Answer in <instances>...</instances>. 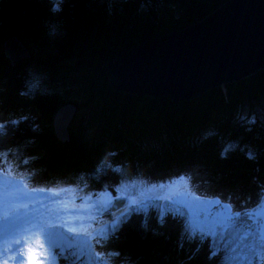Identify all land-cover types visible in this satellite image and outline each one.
Segmentation results:
<instances>
[{"label": "trees", "instance_id": "obj_1", "mask_svg": "<svg viewBox=\"0 0 264 264\" xmlns=\"http://www.w3.org/2000/svg\"><path fill=\"white\" fill-rule=\"evenodd\" d=\"M226 1L57 0L55 9H43L40 0H0V116L7 123L0 130V153L22 152L27 161L21 166L39 182H65L67 175L92 172L107 160V173L121 169L118 179L195 167L212 188L240 200L253 197L264 183V122L256 113L264 111V68L181 101L116 90L107 76L112 55L197 22ZM50 23L56 37L49 36ZM10 36L29 54L14 65L3 50ZM32 77L41 78L43 92H24ZM68 103L77 105L73 117L86 115L78 133L72 126L63 142L55 136L53 116ZM245 110L254 121L241 118ZM158 215L159 223L146 214V226L133 217L123 224L121 241L112 247L115 259L210 264L205 243L193 253L175 235L164 240L172 222ZM147 224L156 236L148 234L145 244L136 235Z\"/></svg>", "mask_w": 264, "mask_h": 264}, {"label": "rangeland", "instance_id": "obj_2", "mask_svg": "<svg viewBox=\"0 0 264 264\" xmlns=\"http://www.w3.org/2000/svg\"><path fill=\"white\" fill-rule=\"evenodd\" d=\"M40 1L43 9L46 8L45 5L49 9L54 8L57 2L50 0L48 4V0ZM48 27L51 29L49 36L56 37L54 25L50 23ZM38 38L43 39L39 36ZM32 44L34 45L33 42ZM11 45H15V42L9 44ZM30 73L31 71H28L27 75ZM27 84L24 90L27 94L45 90L41 78L36 81L32 77ZM256 113L260 122H264V111L258 110ZM75 115L68 125L70 130L74 126L75 132L78 133L77 126L85 122L83 118L86 114L79 111ZM254 117L255 114L246 110L241 116L249 122L254 121ZM6 124V120L0 116V130L4 129ZM9 152L12 157L9 156ZM26 161L27 158L18 150L0 153V169H3L0 185L3 186L5 198L4 211H8L10 205L19 207L21 204H27V208H19L21 216L64 219L85 233L78 235L61 230L58 239L65 246L71 244L72 248L65 247L64 256L60 258L59 264H134V261L125 255L115 259L118 254L112 247L119 245L121 228L126 221L133 217L135 222H143L146 214L151 218V222L161 221L162 217L158 214L170 217L171 227L169 226L164 235V240L167 237L170 241L172 239L170 237L175 235L179 242L187 243L188 251L191 250L193 253L205 243V249H209L206 261L210 264H257L256 257L251 253L242 258L235 248L246 233L245 225L251 223L253 226L264 227V183L259 185L260 189L253 197L240 200L234 198L233 194L229 195L221 189L212 188L195 167H190L185 172L174 170L171 174L137 178L123 176L118 179L115 174H119L121 169L112 167V172L107 173L105 167L108 164L107 160L98 163L92 172L67 175V180H63L65 182H39L36 176H33V171L21 166ZM103 173L105 178L97 180L96 178ZM25 184L27 187H24ZM40 188L54 190L67 188L68 192L60 191L56 194L55 191H39ZM16 189L29 193L28 198L15 199ZM77 198L84 211L80 219H72L64 208V202ZM238 212L241 213L240 216H237ZM137 216L139 219H136ZM150 224H147L144 232L154 235L156 231ZM142 225L146 226L145 221ZM150 229L154 233L151 234ZM222 237L224 243H221ZM37 238L42 239L52 252L59 254L60 250L52 248V241L38 230L28 233L25 241L32 243ZM256 240L257 253L264 259V244L259 242V237ZM100 241H103V244L99 243ZM222 249L223 251L227 249L226 254L221 251ZM158 256L166 261L164 252ZM178 258L176 256V259ZM47 259L50 258L34 254L31 264H39L40 260Z\"/></svg>", "mask_w": 264, "mask_h": 264}, {"label": "water", "instance_id": "obj_3", "mask_svg": "<svg viewBox=\"0 0 264 264\" xmlns=\"http://www.w3.org/2000/svg\"><path fill=\"white\" fill-rule=\"evenodd\" d=\"M3 50L12 65L29 56L16 36L5 40ZM261 68L264 0H228L197 22L112 55L107 76L116 90L181 101ZM76 108L65 104L53 117L55 134L63 142L69 140L67 125ZM148 234L143 230L136 238L148 244Z\"/></svg>", "mask_w": 264, "mask_h": 264}, {"label": "snow or ice", "instance_id": "obj_4", "mask_svg": "<svg viewBox=\"0 0 264 264\" xmlns=\"http://www.w3.org/2000/svg\"><path fill=\"white\" fill-rule=\"evenodd\" d=\"M3 175V169H0V176ZM27 187V184L24 185ZM36 191V189H33ZM39 191H55L59 194L60 191L68 192L67 188L54 190L40 188ZM29 193L23 192L20 189L15 190V199H26ZM5 198L3 186L0 185V264H31L34 254L38 257H48L50 259L40 260L39 264H59L60 258L64 256L65 247L72 248L71 244L65 246L60 242L58 237L61 235V230H66L69 233L84 235L77 227L71 226L66 220L58 219L51 220L44 217H28L21 216L19 208H27V204H21L19 207L9 206L8 211H4ZM64 208L72 219H80L84 209L81 207L77 199H69L64 202ZM241 213H237L240 216ZM246 233L244 237L236 245L235 250L242 258L251 253L256 257L257 264H264V259L257 253V240L264 244V227L260 225L253 226L251 223L245 225ZM38 230L44 233L48 239L52 241V248L59 249V254L52 252L44 241L37 238L34 242L28 243L25 237L28 233ZM251 239V242L249 240ZM225 240L222 237L221 243ZM99 243L103 244V241ZM43 249V251H42ZM100 255V253H97Z\"/></svg>", "mask_w": 264, "mask_h": 264}, {"label": "clouds", "instance_id": "obj_5", "mask_svg": "<svg viewBox=\"0 0 264 264\" xmlns=\"http://www.w3.org/2000/svg\"><path fill=\"white\" fill-rule=\"evenodd\" d=\"M69 124V123H68ZM67 131H68V134H69V138H70V133H69V125H67ZM156 236V233L154 234V237ZM196 244V243H195Z\"/></svg>", "mask_w": 264, "mask_h": 264}, {"label": "bare ground", "instance_id": "obj_6", "mask_svg": "<svg viewBox=\"0 0 264 264\" xmlns=\"http://www.w3.org/2000/svg\"><path fill=\"white\" fill-rule=\"evenodd\" d=\"M160 200V199H159ZM162 200V199H161Z\"/></svg>", "mask_w": 264, "mask_h": 264}]
</instances>
